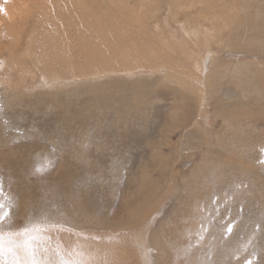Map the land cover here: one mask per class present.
<instances>
[{
	"label": "rangeland",
	"instance_id": "1",
	"mask_svg": "<svg viewBox=\"0 0 264 264\" xmlns=\"http://www.w3.org/2000/svg\"><path fill=\"white\" fill-rule=\"evenodd\" d=\"M0 204L39 264H264V0H0Z\"/></svg>",
	"mask_w": 264,
	"mask_h": 264
},
{
	"label": "snow or ice",
	"instance_id": "2",
	"mask_svg": "<svg viewBox=\"0 0 264 264\" xmlns=\"http://www.w3.org/2000/svg\"><path fill=\"white\" fill-rule=\"evenodd\" d=\"M10 215V210L5 212L4 206L0 204V225H4L8 221ZM47 227L60 228L61 226L58 224H50L47 225ZM44 231H46V227L40 224H34L16 231L0 230V264H8L7 256L13 258L11 264H21V253L26 257L24 264H39L37 260V248L41 246L40 240ZM5 237L9 239L15 237L21 238L23 239V246L5 249L3 243ZM57 255H59V253H57ZM62 264H68V262L62 260Z\"/></svg>",
	"mask_w": 264,
	"mask_h": 264
},
{
	"label": "bare ground",
	"instance_id": "3",
	"mask_svg": "<svg viewBox=\"0 0 264 264\" xmlns=\"http://www.w3.org/2000/svg\"><path fill=\"white\" fill-rule=\"evenodd\" d=\"M5 11V10H4ZM7 11V10H6ZM9 11V10H8ZM3 14H5V13H3ZM8 14V13H7ZM15 16V15H14ZM208 41V40H207ZM214 52V51H213ZM212 52V53H213ZM237 52V51H236ZM204 53V52H203ZM219 55H215V57L212 59V58H210V59H212V60H210L211 61V63H210V65H213V63L216 61V60H218V59H221V57H218ZM254 56V55H253ZM208 58V57H207ZM194 60H195V58H194ZM196 61V60H195ZM198 61V60H197ZM196 61V62H197ZM200 61V60H199ZM198 63V62H197ZM2 64V63H1ZM198 65V64H197ZM209 65V66H210ZM198 66H202V65H198ZM198 66H197V68H198ZM204 67V66H203ZM203 67H200V68H203ZM196 68V69H197ZM211 70V69H210ZM198 71V70H197ZM208 73V72H207ZM202 74H203V72H202ZM210 75V74H209ZM199 77V76H198ZM201 77V76H200ZM202 78V77H201ZM199 81H201V80H199ZM204 82H203V84L202 85H200L199 87H204L205 86V84H206V80H203ZM201 121V120H200ZM170 168V167H169ZM236 175V174H235ZM235 175H230V176H235ZM165 184V183H164ZM164 184H163V186H164ZM146 186V185H145ZM163 186H161V189L163 188ZM149 189H151V188H149ZM161 189H159L158 191H160ZM142 191V190H141ZM151 191H153L152 189L148 192H145L144 193V202H145V205L146 204H148V203H151V200L153 199V198H155L156 196H157V194H158V191H153L152 192V194H150V192ZM147 199V200H146ZM147 202V203H146ZM147 210V209H146ZM79 217H81V216H79ZM78 217V218H79ZM83 219V218H82ZM78 220V219H77ZM127 220L128 221H130V218H127ZM79 221V220H78ZM81 221V220H80ZM85 221V220H84ZM83 221V222H84ZM39 223H41V222H39ZM38 223V224H39ZM36 224V223H35ZM34 225V224H33ZM114 231H109L108 233L109 234H112ZM150 232V231H149ZM150 235H152V234H150ZM150 235H146L145 236V239H146V241H147V243L150 245V248H153L152 247V244H154L155 243V240L152 238V239H149V236ZM130 236V235H129ZM134 238L136 239V240H139V241H141V242H143V230L142 231H139L138 233H136V234H134ZM98 240V239H97ZM82 241V240H81ZM96 244H98V242H96ZM80 244L78 243V246H79ZM71 246H72V249H73V247H76V243H72L71 244ZM144 250L142 249V248H140V252H143ZM155 251V250H154ZM73 256H75V257H77L78 258V253H77V251H74V253H73ZM146 262V264H148V262H149V260H148V258L146 257H143L142 258V263H145ZM79 263L80 264H88L87 262H85V261H83V260H79Z\"/></svg>",
	"mask_w": 264,
	"mask_h": 264
}]
</instances>
